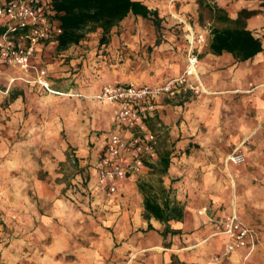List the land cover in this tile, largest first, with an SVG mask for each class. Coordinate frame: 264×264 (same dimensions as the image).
Here are the masks:
<instances>
[{
    "label": "crops",
    "instance_id": "obj_1",
    "mask_svg": "<svg viewBox=\"0 0 264 264\" xmlns=\"http://www.w3.org/2000/svg\"><path fill=\"white\" fill-rule=\"evenodd\" d=\"M136 1L175 25L178 20L179 23L186 21L201 10H207L212 16L213 27H222L208 6L221 9L232 20L238 19L242 11L251 12L246 28L260 40L262 51L247 61H239L228 52L217 55L210 51L212 35H207L199 66L206 92L189 93L176 99L161 97L155 114L148 121L149 130L159 134L155 164L164 168L163 158L170 157L169 167L164 168L162 174L175 172V184L167 180L161 189L163 194L169 193L171 188L175 190V202L168 198L160 200L152 183L144 179L138 181L153 168L147 165L138 176L119 182L118 192L113 197H95L103 204L99 200L91 201V206L97 204L95 217L101 223L83 222V213L63 200V185L56 183L55 171L49 172V169L69 164L68 152L73 149L78 158L80 182L91 187L107 138L115 132L130 138L132 131L117 129L114 106L96 98L101 88L81 85L77 89L63 90L52 85L54 90L64 93L58 96L43 91L34 74L25 75L14 68L19 76L12 80L23 87L22 91L11 95V100L19 108L25 99L31 112V108L35 110L32 106L43 109V117H50L45 120L49 123L46 131L59 146V152L55 165L50 158L45 161L44 171L52 176L46 180L35 172L28 180L7 179L9 174L0 167V220L3 221L0 226V264H204L215 255L223 256L222 264H264V233L258 226H249L257 231L253 250L238 249L226 255L229 239L217 234L215 224L234 211L242 221L251 220L254 214L246 213L240 194L251 195L249 189L254 195L261 194L260 187L246 182L259 169L227 163L226 159L232 152L240 151L247 156L255 155V165H263L264 0H204L203 8L197 0ZM132 17L129 16L127 22ZM202 32L199 30L198 33ZM32 63L43 65V53L33 58ZM182 71V67L175 68V75H181ZM70 93L72 96L67 95ZM16 94L18 97L13 99ZM174 125L175 130L171 127ZM63 132L66 140L61 142ZM164 135L175 138V164L171 163L172 149L165 156L160 152V140ZM141 187L152 192L160 203H168L170 208L175 206L176 215L181 214L179 218L175 215V220L168 224L175 235L169 233L163 237L166 225L154 218H144L145 195ZM30 190L38 201L31 200ZM82 197L72 199L81 205ZM204 208L207 213L200 215L199 211ZM149 225L153 229H149ZM78 229L93 231L102 237L93 240L88 249L90 255L84 256L81 245L73 246L74 239L79 236ZM69 250L78 252L73 262L65 257ZM102 251L109 252L106 262L100 260ZM86 256L88 258H84ZM121 257L128 260L120 261Z\"/></svg>",
    "mask_w": 264,
    "mask_h": 264
},
{
    "label": "rangeland",
    "instance_id": "obj_2",
    "mask_svg": "<svg viewBox=\"0 0 264 264\" xmlns=\"http://www.w3.org/2000/svg\"><path fill=\"white\" fill-rule=\"evenodd\" d=\"M211 17L207 10H201L185 22L192 26L194 32L198 33L199 30L205 32L213 28ZM169 18L175 21V18H171V16ZM160 21V28L156 29L152 21L149 20L135 17H132L130 22L125 20L113 31L110 42L106 45L100 44L101 34L99 31L89 34L80 45L72 46L64 52L58 51L57 46L51 45L43 52L41 67L48 69L52 85L63 90L77 89L81 85L84 87L95 85L97 88H101L106 83L116 82L149 85L164 83L180 75H175V68L182 67L181 75L183 74L187 65L189 33L184 22L179 23L178 20L176 25L175 22L170 24L162 17H160ZM205 49L202 47L199 51L200 60ZM18 76L16 69L0 66V167L9 174L7 179L11 180L17 178L28 180L34 172L39 178L46 180L47 177H52L48 173L55 171L53 174H56V183L61 182L63 185L61 188L63 200L70 207L83 213L84 223L87 221L101 223L95 217L98 211L97 204L91 206V201L99 200L100 202V198L88 197L84 192L72 195L74 188L81 184L78 158L73 149H69L68 152L69 164L57 165L55 169L50 168L49 172L44 171L45 161L48 158L54 165L57 162L56 153L59 152V146L50 137V132L46 131L49 123L45 120H50V117H43L41 107L32 106L35 110L30 107L31 112L28 110V103L25 99L19 108L11 100L13 93L22 91L23 86L18 81L13 82ZM76 81L79 83L76 84ZM171 127L175 130V125ZM173 137L171 136L169 139V136L164 135L160 140L159 149L164 156L172 149V151L170 150L172 152L171 163L175 164V138ZM59 140L61 142L66 140L64 132ZM49 154L50 156H48ZM234 155H240L243 162H232L231 157ZM255 158V155L247 156L240 151H234L228 155L226 162L247 167L251 165L252 168L259 169L255 174L252 172L253 176L249 179L251 181L246 180V182H250L256 188L260 187L261 194L258 192L254 195L253 190L249 189L251 195H247V192L240 195L244 201L246 213L252 215L253 212L254 214L251 220L243 222L247 226H258L260 232L264 233V159L263 165L257 166L253 160ZM159 165L157 167V164H150L149 166H153L154 169L149 170L138 181L144 179L152 183L160 200L164 201V198H168L175 202V190L173 191L171 188L169 193L163 194L161 189V185L167 180L170 184H175V172L163 175L164 168ZM12 166L13 168H11ZM30 193L31 200L38 201L33 190H30ZM71 196H83L81 205L73 201ZM101 202L103 204V201ZM98 205L100 206V204ZM1 224H3L2 220H0V226ZM92 232L86 229L77 230L79 236L74 239L73 246L81 245L85 251L84 256L88 253L93 240L102 238ZM77 254L76 250H69L65 253V257L68 261L73 262L77 259ZM99 254H101V261L108 260L109 252L102 251ZM84 258H88V256ZM119 260L127 261L128 259L121 257ZM101 264L104 263L101 262Z\"/></svg>",
    "mask_w": 264,
    "mask_h": 264
},
{
    "label": "built area",
    "instance_id": "obj_3",
    "mask_svg": "<svg viewBox=\"0 0 264 264\" xmlns=\"http://www.w3.org/2000/svg\"><path fill=\"white\" fill-rule=\"evenodd\" d=\"M184 22L185 25L186 22ZM0 66L19 69L23 74L36 76V83L48 93L58 96L64 93L52 88L47 69L32 63V59L49 46H57L63 33L58 13L52 0H0ZM188 28L187 65L182 75L161 84L106 83L96 96L98 101L114 106L118 130L132 131L130 138L120 132L112 133L106 140L96 166V180L91 187L82 184L75 187L72 195L88 193L93 198L113 197L118 192V183L138 176L141 171L158 160L159 134L151 132L148 121L157 109L161 97L176 99L189 93H205L199 74V51L207 42L211 29L202 33ZM72 96V93L67 94ZM241 163L240 155L231 157ZM71 196V198H74ZM207 209L199 211L205 215ZM210 222H214L210 219ZM217 234L228 237L225 254L238 249L256 246L257 235L247 226L237 212L225 216L216 223ZM223 256L215 255L204 264H222Z\"/></svg>",
    "mask_w": 264,
    "mask_h": 264
},
{
    "label": "trees",
    "instance_id": "obj_4",
    "mask_svg": "<svg viewBox=\"0 0 264 264\" xmlns=\"http://www.w3.org/2000/svg\"><path fill=\"white\" fill-rule=\"evenodd\" d=\"M53 6L58 13L62 35L58 39L57 50L64 52L72 46L80 45L89 34L100 32V44L110 42L113 31L118 28L129 16L142 20L152 21L156 29L160 28L161 21L157 11L150 10L145 4L136 0H52ZM200 8L205 7L204 0H197ZM222 27L211 29L210 51L220 55L224 52L231 53L239 61H247L262 51L260 40L254 38L246 28V20L253 14L242 11L238 19H230L224 11L208 6ZM2 29L0 28V34ZM18 94L13 96L16 99ZM164 168L170 164V157L163 158ZM144 198V218H152L166 225L162 236L169 233L175 235V231L169 227V222L175 220V206L170 208L168 203H160L152 195V192L141 187ZM181 217V214L176 217ZM178 217V218H179ZM149 229H153L149 225Z\"/></svg>",
    "mask_w": 264,
    "mask_h": 264
}]
</instances>
